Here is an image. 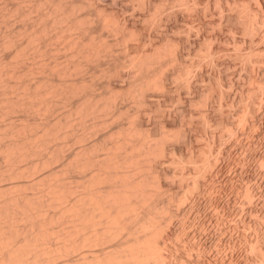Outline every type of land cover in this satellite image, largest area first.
Listing matches in <instances>:
<instances>
[{"label":"bare ground","instance_id":"obj_1","mask_svg":"<svg viewBox=\"0 0 264 264\" xmlns=\"http://www.w3.org/2000/svg\"><path fill=\"white\" fill-rule=\"evenodd\" d=\"M175 1L0 0V264H264V0Z\"/></svg>","mask_w":264,"mask_h":264},{"label":"rangeland","instance_id":"obj_2","mask_svg":"<svg viewBox=\"0 0 264 264\" xmlns=\"http://www.w3.org/2000/svg\"><path fill=\"white\" fill-rule=\"evenodd\" d=\"M115 1H117V2H122V3H126V4H128L129 5V8L128 9H126L125 10V12L124 13H126V14H129V13H131L132 12V9L137 5V2L139 1V0H115ZM125 1V2H124ZM128 1L130 2V3H128ZM131 1H132V4H131ZM160 0H158V3L156 2V4H157V6H156V11L157 12H159L160 11V9L163 7L162 5H164L161 1L159 2ZM163 1V0H162ZM166 0H164L163 2H165ZM173 1H175V0H173ZM172 0H168V3L169 4H171L170 2H173ZM250 2H251V5H254L255 6V3H256V0H249ZM179 1L177 0V1H175L174 3V5H175V7H178L179 5H180V3H178ZM160 3H162V5L160 4ZM167 3V2H166ZM169 4L168 5H166L167 7H165V8H168V6H169ZM173 4V3H172ZM171 4V5H172ZM179 4V5H178ZM171 5L169 6V7H171ZM178 5V6H177ZM199 5V4H198ZM215 6H217V4L215 3ZM228 6H231V10H234V11H237V13H238V18H240L241 20H240V22H242L241 24L243 25L244 24V28H240L239 26H238V28H236V30H228L227 29V31L224 29V27H223V30L221 31V33L222 34H224V35H229V36H232V35H236V36H238V35H247V37L252 33V31H251V29H249V26H250V24H251V22H252V20H253V17L251 16V14H250V8L248 7V6H246V5H244V4H242V2H238V3H235V4H228ZM131 7V8H130ZM163 7V8H164ZM173 7V6H172ZM199 8L200 9H202L201 11H203V9H204V4H201L200 3V5H199ZM233 8V9H232ZM128 12V13H127ZM157 12H155L156 14L155 15H153L154 17H156L157 15H158V13ZM188 12V13H187ZM220 12L221 11H218V13H215V12H213L212 14H214V16L211 14V13H208V11L206 12V13H208V14H206V13H204V11L203 12H201V20H205V21H213V25L214 26H216L217 27V22H218V19L220 18L219 17V15H220ZM188 14H191V13H189V11H187L186 10V16H188ZM206 14V15H205ZM192 15V14H191ZM191 15H189V19L191 18V20H189V21H187L186 23H185V25H184V28L186 29V26H188L189 27V29H190V31H191V33H193L195 30H196V27L194 26V24H196L198 21H199V19L196 17H194L193 18V15L191 16ZM211 16H212V18H211ZM214 17V18H213ZM210 18V19H209ZM142 19H143V17H142ZM198 20V21H196V20ZM216 19H217V21H216ZM144 21L147 23V19H144ZM231 23V22H230ZM264 23V22H263ZM262 23V24H263ZM219 26V25H218ZM264 26V24L263 25H261V27H263ZM188 27H187V29H188ZM261 28H259V30H260ZM246 30H247V33H246ZM258 30V29H257ZM259 30H258V33L256 32V30H255V32L254 33H252V35H253V37H255L256 36V38H254L253 39V37H252V41H251V45L253 46V47H256V45L257 46H262V45H264L263 43H264V37H262L261 36V33H259ZM176 31V30H175ZM171 33H174V31H172ZM256 33H257V35H256ZM258 38V39H257ZM263 39V41H260L261 39ZM256 40H258V41H256ZM259 42H260V44H259ZM256 43V44H255ZM222 45L223 46H225V47H228V48H230L231 49V51L232 50H236V49H238L237 48V46L235 45V47H234V44L233 43H229V42H227L225 45H224V43H222ZM226 45H228V46H226ZM229 49V50H230ZM241 51H242V53H243V55L241 54V57H243V61H241L240 59H236V61H235V59H234V61L233 62H235V63H232V65L230 66V70L232 71L233 70V72L234 73H231L230 72V76H231V78H230V84H229V88H231V91H237V90H240V87H239V85H237L236 83H234L233 82V80H236V79H239V75H240V73H241V71H242V68L240 69V67L241 66H243V67H245L246 68V71H248L249 73H251V74H255L256 76H257V82H259V77H260V83H262L263 82V80H262V78H264V71L263 72H261L260 71V69H258V67L259 68H264V67H261V65L262 66H264L263 64H264V55H263V53H264V51L263 50H261V51H259V56L260 55H262V56H260V57H263V58H261V60L262 61H259V62H263L262 64L261 63H259V62H257V63H254V66H253V64H246V62L245 61H247V58H253L254 57V55H255V53H253L252 52V50L251 49H249V47H243L242 49H241ZM263 51V52H262ZM262 53V54H261ZM256 56V55H255ZM194 60L195 59H200V57H194L193 58ZM240 60V61H239ZM256 64V65H255ZM237 67V68H235V69H232V68H234V67ZM251 66H253L254 68H255V70H253L252 69V67ZM256 66H257V69H256ZM248 69V70H247ZM249 69H251V70H249ZM229 70V71H230ZM253 70V72H251ZM257 71H258V73H257ZM258 74V75H257ZM261 74V75H260ZM262 74H263V76H262ZM260 75V76H259ZM252 79H254V78H252ZM251 79V80H252ZM255 80V79H254ZM254 80H252V81H250L249 80V82H247V83H245V88H244V90H243V94H244V97L246 98V99H248V100H252L253 99V97H254V93H253V88H254V86H255V84H256V82L254 81ZM243 87H244V85H243ZM202 88H203V91H204V93H206V92H208V91H210L211 90V85L210 84H208V83H203L202 84ZM263 92H260V94L258 93V98H257V103L255 104V108L257 109V111H258V109H261V111H258L259 112V116L257 117V119H259L260 117V119L259 120H257L256 119V125H255V127H254V125H252L251 126V130H250V134H245V135H242V136H240V137H234V141L235 142H249L250 141V146H251V148H250V150H251V157H250V159H249V161H250V166L252 167V169H251V173H253V174H256L257 175V173H254L255 171L254 170H256L257 171V169H259L260 167H259V158H257L258 157V155L256 154H254L255 152L257 153L259 150L260 151H264L263 149H264V128H263V126H264V93H263V97H261V94H262ZM259 97H261V99H259ZM262 100V101H261ZM260 103H262V104H260ZM258 104V105H257ZM260 105H262V106H260ZM179 107L177 108V111H179ZM263 113V114H262ZM261 114L263 115V116H261ZM261 119H263L262 121H260ZM259 121V122H258ZM263 122V123H262ZM258 123V124H257ZM263 124V125H262ZM257 125H258V127H257ZM262 125V126H261ZM259 126H260V128H259ZM256 127H257V129L259 130H257L256 129ZM261 127H262V129H261ZM257 130V132L255 133V131ZM262 133H261V132ZM261 133V134H260ZM253 134V135H252ZM256 136V138H255V136ZM263 136V138H262V136ZM253 136V137H252ZM259 136H261L260 138H258ZM242 137V138H241ZM201 140H202V138H200ZM199 139V140H200ZM241 139V140H240ZM254 139V140H253ZM257 139L259 140L258 142H257ZM256 140V141H255ZM254 141V142H253ZM254 143H255V145L257 144V143H261V144H259V146H255L256 147V149L254 148ZM262 145V146H261ZM252 147L254 148L253 150H252ZM257 147H258V149H257ZM263 147V148H262ZM235 148H236V146H235ZM261 148H262V150H261ZM255 150V151H254ZM241 150L238 148L237 150H236V152H233L232 154H233V158H232V161H233V163H234V165L236 166L237 164H238V159H237V156H238V153L240 152ZM253 155V156H252ZM254 156H256V157H254ZM252 158V159H251ZM257 159V162L255 161ZM255 162L254 164H255V166H254V164H253V162ZM257 163V164H256ZM262 165V164H261ZM257 166H258V168H257ZM263 173H264V171H263ZM263 173L261 174H259V175H257V176H259V177H262L261 178V180H263L262 182H261V187H263L262 189L264 190V175H263ZM263 175V176H262ZM263 183V184H262ZM263 198H264V195H263ZM261 220H262V218H260ZM263 219H264V217H263ZM262 221H264V220H262ZM264 225V224H263ZM250 237H251V239L253 240V242L255 241V239L257 238V234L254 232V229H251L250 230ZM251 254V253H250ZM251 255H253V256H251ZM250 256H249V264L251 263V264H262L261 263V261H259L260 259L259 258H257V257H259L258 255H255V253H253V251H252V254H251ZM255 255V256H254ZM254 257V258H253ZM251 259V260H250ZM253 259V260H252ZM250 261H252V262H250ZM254 262V263H253ZM263 263H264V261H262Z\"/></svg>","mask_w":264,"mask_h":264}]
</instances>
